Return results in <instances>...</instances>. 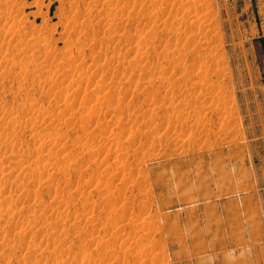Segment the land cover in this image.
Instances as JSON below:
<instances>
[{
	"label": "rangeland",
	"instance_id": "374dc122",
	"mask_svg": "<svg viewBox=\"0 0 264 264\" xmlns=\"http://www.w3.org/2000/svg\"><path fill=\"white\" fill-rule=\"evenodd\" d=\"M0 264H264V0H0Z\"/></svg>",
	"mask_w": 264,
	"mask_h": 264
},
{
	"label": "bare ground",
	"instance_id": "6f19581e",
	"mask_svg": "<svg viewBox=\"0 0 264 264\" xmlns=\"http://www.w3.org/2000/svg\"><path fill=\"white\" fill-rule=\"evenodd\" d=\"M192 2H193V1H192ZM102 54H103V53H102ZM102 54H101V55H102ZM103 55H104V54H103ZM109 60H110V59H109ZM6 62H7V60H6ZM31 170H32V169H31ZM26 174H28V173H26ZM29 175H30V174H29ZM22 181H24V180H22ZM23 184H24V183H23ZM23 186H24V185H23ZM20 187H21V186H20Z\"/></svg>",
	"mask_w": 264,
	"mask_h": 264
}]
</instances>
